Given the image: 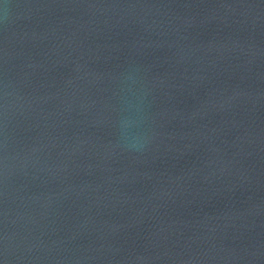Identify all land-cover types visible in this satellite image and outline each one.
<instances>
[{"label": "water", "instance_id": "obj_1", "mask_svg": "<svg viewBox=\"0 0 264 264\" xmlns=\"http://www.w3.org/2000/svg\"><path fill=\"white\" fill-rule=\"evenodd\" d=\"M0 264H264V0H0Z\"/></svg>", "mask_w": 264, "mask_h": 264}]
</instances>
